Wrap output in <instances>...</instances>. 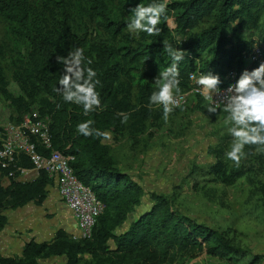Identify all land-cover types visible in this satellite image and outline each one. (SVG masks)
Masks as SVG:
<instances>
[{
	"label": "trees",
	"instance_id": "16d2710c",
	"mask_svg": "<svg viewBox=\"0 0 264 264\" xmlns=\"http://www.w3.org/2000/svg\"><path fill=\"white\" fill-rule=\"evenodd\" d=\"M42 1L51 7L49 14L52 19L39 16L29 0H0V19L8 24L9 33L21 39L29 49L25 57L12 64L13 80L17 82L20 94L13 96L9 92L5 72L0 65V95L10 103L14 114L21 118L32 111L31 103L37 100L39 114L50 116L52 150L73 157L70 165L74 175L90 188L104 208L96 219L89 240H72L63 229H58L49 242L30 240L25 243L18 257L0 255V264H41V259L55 256H64L65 264H173L178 256L193 259L200 254L230 264H263L264 257L235 246L223 231L184 215L162 194L151 193V207L133 220L127 230L117 234L116 230L140 205L143 188L120 171L104 143V137H84L75 129L78 123L91 119L94 121L91 127L100 132L119 134L128 131L132 136L140 135L146 120L152 116L151 107L155 106L149 105V96L156 90L153 78L172 63L164 49L166 43L186 53L178 63V94L189 90L188 75L191 72L211 71L224 75L232 69L251 71L256 68L254 64L249 65L246 59L254 42L251 35L247 37L243 32H258L264 43V0ZM153 2L167 3L166 13L158 25L161 29L159 35L149 36L141 31L137 40L129 39V43L126 41L118 48L105 43L86 45L61 28H67L66 22L72 18L65 13L67 6L75 13L79 12L76 14L78 18L85 13L116 37L128 29L127 24L133 15L131 9L139 3L147 6ZM52 8L63 17L62 25L55 20L57 13ZM171 17L175 19V33L183 39L181 44L167 26ZM49 21H53V26L48 25ZM76 48L84 50L83 66L93 68L97 73L96 79L100 81L96 90L100 94L101 107L87 116L81 106L64 102L62 96L54 91L59 87L58 81L64 69L62 63L56 62V57L67 56ZM88 59L92 60L91 65L87 64ZM130 70L143 75L138 84L140 106L137 110L131 106V86L127 80L123 81V77H129ZM190 97L196 102L197 111L206 109L201 96ZM132 110L136 114L131 115ZM121 113L127 114L130 125L121 122ZM38 148L46 155L50 153ZM245 151L249 157L245 159L248 165L229 168L228 163L218 160L209 173L217 181L232 184L252 171L246 167H252L253 160L258 159L264 166V155L255 157L254 149L247 146ZM18 165L32 169L25 157L19 160ZM6 173L1 170L0 178ZM8 181L7 186L0 184V230L7 222L1 213L3 210H16L29 203L42 205L48 187L52 185V180L44 171H40L32 181L11 178ZM85 255H89L91 260L84 261Z\"/></svg>",
	"mask_w": 264,
	"mask_h": 264
},
{
	"label": "rangeland",
	"instance_id": "374dc122",
	"mask_svg": "<svg viewBox=\"0 0 264 264\" xmlns=\"http://www.w3.org/2000/svg\"><path fill=\"white\" fill-rule=\"evenodd\" d=\"M59 1L67 3L66 0ZM29 2L43 19H52L49 14L51 7L46 6L42 0ZM66 8L65 13L72 15V18L66 22L67 28H61L86 45L105 43L118 48L129 39L138 38V33L128 29L113 37L95 19L83 12V17L78 18L76 14L79 12L75 13L67 6ZM52 10L57 13L55 20L61 24L63 17L54 8ZM123 15L125 16L124 13ZM48 25L53 26V21H49ZM167 26L181 44L183 39L174 31L176 24L173 17L168 19ZM243 35H251L254 43L250 54L257 50L258 55V61L253 63L248 56V64L258 66L264 61V43L258 32H243ZM28 51L23 41L13 37L9 33L8 24L0 19V65L5 72L8 90L13 96H18L20 91L17 82L13 80L12 64L25 57ZM129 77H123V81L127 80L131 86L130 102L137 110L140 106L137 99L138 84L143 75L139 71L130 70ZM203 103L206 104L204 101ZM195 105L196 102L190 97L182 107L183 111L181 108L174 109L167 122L163 119L162 106L151 107L152 116L146 120L145 129L140 135L132 136L128 131L119 134L107 132L110 138L105 139L104 143L109 147L110 155L118 168L143 188L140 205L116 233H123L133 220L146 212L152 204L150 194L157 193L168 197L173 207L184 215L223 231L235 246L252 255L264 257V166L258 159H250L253 160V166L246 168H251L252 171L244 178L232 184L217 181L209 170L218 160L228 163L229 168L235 165L225 158L231 141L228 134L229 123L223 111L210 115L206 109L197 111ZM39 106L37 100L31 103L32 110H39ZM134 114L136 113L132 110L131 115ZM20 118L18 114H14L10 103L0 95V126L17 123ZM126 123L130 125V122ZM254 154L255 157L259 155ZM246 164L245 159H242L240 165ZM29 178L32 176L29 175ZM8 182H2L0 178L2 186H7ZM64 211L61 200L51 196L41 206L29 203L16 210H3L1 213L7 218V222L0 230V255L17 257L30 240L37 243L51 241L58 229L67 228L62 217ZM83 260H91V257L85 255ZM40 263L65 264L66 259L64 256H55L43 258ZM173 264L230 263L200 254L193 259L178 256Z\"/></svg>",
	"mask_w": 264,
	"mask_h": 264
},
{
	"label": "clouds",
	"instance_id": "9594fccd",
	"mask_svg": "<svg viewBox=\"0 0 264 264\" xmlns=\"http://www.w3.org/2000/svg\"><path fill=\"white\" fill-rule=\"evenodd\" d=\"M167 3H150L147 6L137 4L127 28L131 32H144L149 36H158L161 29L158 27L161 17L166 13ZM164 49L171 57L170 66L159 72L153 78L155 91L149 96V105L162 106L163 119L167 122L169 115L175 108H182L181 99L176 93L180 92L179 61L183 60L185 52L173 49L170 44H165ZM82 48L69 51L67 56H57L56 62L64 65L63 73L58 81L59 87L55 88L64 102L81 106L83 114L89 113L101 107L100 94L96 86L100 81L96 79L97 73L91 67H84L85 57ZM91 65L92 60L88 59ZM193 80L197 87L194 91L202 93L205 108L210 115H216L218 111L226 113L229 123L228 134L231 141L225 158L239 166L242 159H246L248 153L246 146L253 148L256 154L264 155V61L248 71L243 70L234 83L228 85L226 91L219 86L222 81L218 74L211 71L193 74ZM214 97L217 99L214 100ZM122 123L128 120L127 114L121 113ZM94 121L88 119L76 125V132L84 137H104L109 139L108 133L100 132L91 127Z\"/></svg>",
	"mask_w": 264,
	"mask_h": 264
},
{
	"label": "built area",
	"instance_id": "2783aa9c",
	"mask_svg": "<svg viewBox=\"0 0 264 264\" xmlns=\"http://www.w3.org/2000/svg\"><path fill=\"white\" fill-rule=\"evenodd\" d=\"M257 57L255 50L249 55V61L252 63L258 61ZM241 72L232 69L224 75H219L222 81L219 87L226 91L228 85L234 83ZM201 73L203 72L199 70L189 73V90L176 94L181 99L182 106L187 103L190 96L199 95L203 98L202 93L194 91L197 85L193 80V74L199 76ZM215 99L217 97H214ZM50 121V116H41L37 110H32L24 115L19 123H6L0 126V174L1 170L7 172L1 177V181L5 182L10 178L22 182L32 181V178H29L31 172L36 177L40 171L47 173L48 177L55 181L58 198L75 221L76 231L69 234L70 238L75 241L89 240L96 219L104 206L90 188L84 186L74 175L70 165L73 157L52 150ZM38 147L50 153L46 155ZM22 157L27 158L32 169L28 170L18 165Z\"/></svg>",
	"mask_w": 264,
	"mask_h": 264
},
{
	"label": "crops",
	"instance_id": "0c3cea01",
	"mask_svg": "<svg viewBox=\"0 0 264 264\" xmlns=\"http://www.w3.org/2000/svg\"><path fill=\"white\" fill-rule=\"evenodd\" d=\"M29 175H31L32 176V179L31 180H33L36 176H35V174H33V172H31ZM57 187H56V184H55V181L54 180H52V185H50L49 187H48V194H47V197H46V199H48V197H50L51 196V198H58V195H57ZM50 195V196H49ZM45 199V200H46ZM44 203V202H43ZM28 205V204H27ZM26 206V205H25ZM37 206V205H36ZM41 206V205H40ZM64 209H65V211H64V213L62 214V217L64 218V220H65V225H66V230H64L66 233H68V234H70V233H73V232H75L76 231V224H75V221H74V219L72 218V216H71V214L69 213V211H68V209L64 206ZM68 231V232H67ZM2 252V254H4V251L2 250L1 251ZM21 252H22V250H21ZM18 255L20 256L21 255V253L19 252L18 253ZM5 257H9L8 255L7 256H5ZM18 257V256H17Z\"/></svg>",
	"mask_w": 264,
	"mask_h": 264
}]
</instances>
